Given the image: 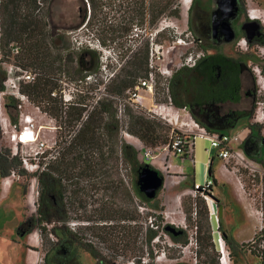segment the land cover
<instances>
[{"label": "rangeland", "instance_id": "obj_1", "mask_svg": "<svg viewBox=\"0 0 264 264\" xmlns=\"http://www.w3.org/2000/svg\"><path fill=\"white\" fill-rule=\"evenodd\" d=\"M213 1L191 0L189 6L184 7L182 1L179 0V18H163L153 33L147 32L144 27L134 28L128 37L114 40V44L118 43L117 47L123 43V49H111L110 51L99 45L96 36L94 37L83 26L80 27L79 9L82 5L80 0H54L52 4L54 23L68 27L67 31L63 32H66L69 37L72 48L76 50L85 47L94 49L100 53L101 64H107L110 67L85 81H72L66 75H57L58 88L54 95L71 93L74 96L73 102L77 104L74 105L76 107H79L80 103L91 105L94 94L103 96L104 85H98V82L105 81L112 72L118 71L119 54L122 56L126 49L129 53L133 52L145 40L149 41V44L152 42V45L150 44L151 54H149V73L154 75L152 94L142 89L138 90L137 93L142 97L139 102L142 101V103L135 101L133 97H130L133 101L129 98L115 100L114 107L117 109L116 120L119 126L117 140H109L103 135L101 128H95L94 140L80 145V168L70 171L73 178L71 184L74 182L78 184L74 186L67 184L70 190L66 196L70 195L71 201H74L76 197L78 199L69 205L70 215L75 219L69 222V227L77 229L80 226L79 233L82 241L91 243L104 257L117 264H134L137 260L142 264H195L194 258L196 264H202L210 258L218 260L217 251L206 246L207 244L203 243L204 240L200 245L198 239L204 238V232L207 230L210 231L212 237L213 235L216 237L217 232L221 234L225 222L229 224V228L233 230L237 239L248 240L257 249L264 251V138L260 131L252 127L251 123L256 107L254 104L256 96L248 97L243 94L237 104L224 103L208 106L202 115L189 113L186 110L193 121L211 132L226 133L231 136L243 129H250L251 132L239 148L250 161H254L253 168L229 161L224 169L222 161L214 157L215 150L212 149L210 142L196 136L193 144L194 165L191 161H185L182 164L188 176L182 177L175 170H170L167 174L159 171L163 176L164 185L154 200L145 203L134 196L132 187L135 185L136 176L132 167L127 165L118 153L119 146L127 143L138 152L140 163H145L155 169L151 163L142 162L140 151V145L153 147L143 144L128 132L130 129L134 131L135 129L129 125L125 113L128 109H132L138 115L153 121L157 133L166 136L169 141L172 131L181 130L178 124L181 120L187 121L188 117L183 109L165 103V84L175 70L182 66L190 67L196 59L203 55L222 54L225 57L240 60L244 69L242 89L243 91L251 89L255 91L254 78L245 64L250 59L254 62L259 61L253 54H243L237 46V41L246 37L240 30L238 31V25H232L234 38L230 41L225 39L213 41L209 38V12L213 7ZM242 2L243 19L247 21L249 20L246 17V9L249 4L252 7L257 6L264 9V0L263 2L242 0ZM159 32L162 36L155 38V34ZM171 36H175L173 41L167 40ZM194 39H197V43ZM259 65L264 66V63L259 62ZM9 67L13 69L16 67L34 76L37 75L32 68L22 69L16 66L12 59L0 63V68L6 73ZM16 73L21 74L22 72L16 70ZM8 79L7 73L4 83ZM64 80L69 85L61 84ZM87 90L92 93L80 94V91ZM8 97H13L17 105L20 103L15 96L5 93V90L0 92V146L10 150L11 155L19 156L20 160L25 157L32 164L38 162L40 167L37 171L30 170L35 169L34 166L27 169L21 161L25 175L19 176L11 173L6 178L0 177V192L1 190L3 193L7 192L6 196L0 197V264H43L45 254L51 259L68 254L70 251H76L77 256L64 264H97L90 253L66 237L61 236L59 246H56L57 249H51L56 241L55 238L49 235L44 239L38 229L30 234L18 235L16 233L17 225L19 226L21 222L36 215L39 191L37 173L48 162L50 156L56 153L55 156L59 155L66 142L74 134L78 122L68 118L67 114H62V117L58 118L51 117L30 101V105L21 109L18 107L13 109L10 106L8 111L5 107ZM8 112L17 117L16 127L11 122ZM237 112L242 115L235 116ZM21 114L32 118L34 130L37 133L36 143L44 142L48 147L44 154L37 153L35 143L21 144L18 142L17 135L25 127L24 122L21 121ZM228 114L232 116V119L226 123L225 119ZM175 118H179L178 124H174ZM54 142L55 146L50 150L49 147H52ZM212 158H214L212 172L217 183L211 189L209 201H206L198 193L192 196L187 191L192 186L193 179L199 185L205 184L210 164L208 161ZM52 161L55 160H49L47 166ZM174 163L180 165L179 159H175ZM221 166L223 170L219 171ZM31 190L34 192L33 196ZM75 190L78 193L76 196L73 194ZM127 193L132 196L134 207L138 212L134 223L125 218L120 220L117 217L125 216L131 209ZM202 201L205 205L211 202L214 207L211 216L208 212L207 221L199 214ZM220 207L222 208L221 214ZM189 209L190 213L186 212ZM158 217H161V225H171L183 231L187 243L183 245L173 241L164 230L160 229L158 236L148 247L145 244L146 230L150 227V221L157 224ZM104 218L108 219L103 221ZM251 218L257 225L254 232V223ZM77 219H80V222ZM100 222L103 224H99ZM98 225L104 227L100 228ZM132 228L139 229L137 237L136 234H132ZM226 234L231 235L228 232ZM255 235L256 238H254ZM194 241L196 244L191 245L190 243ZM228 251L230 264H261V260L247 249L239 250L235 255L231 254L230 250Z\"/></svg>", "mask_w": 264, "mask_h": 264}, {"label": "trees", "instance_id": "obj_2", "mask_svg": "<svg viewBox=\"0 0 264 264\" xmlns=\"http://www.w3.org/2000/svg\"><path fill=\"white\" fill-rule=\"evenodd\" d=\"M80 1L82 3L79 9L80 27L83 26L94 37L96 36L99 45L109 51L111 49H123V43L119 44L118 47V43L114 44L116 39L128 37L134 28L144 27L147 32L153 33L163 18H179L180 15L179 0ZM53 2L54 0H0V51L2 53L0 63L12 59L16 66H20L22 69H34L37 72L34 81L20 85V92L45 114L57 118L62 117V114H67L68 118L78 122L84 111L83 107L70 105L64 110L60 94L54 95L58 88L59 78L57 75H66L72 81H85L86 78L96 76L110 67L107 64H101L98 51L88 47L80 50L72 48L69 37L66 32H63L67 31L68 27L54 23ZM260 31L258 28L257 32ZM257 32H255L252 40L248 41L250 46H264V34L257 36ZM245 33L243 34L245 35ZM161 36L160 32L155 34V38ZM173 38L175 36L168 37L167 40L173 41ZM194 40L197 43V39ZM150 44L152 45V42ZM150 44L149 41L145 40L133 52L129 53L126 49L122 56L119 54L118 71L112 72L105 81L98 82V85H104L103 96L89 113L81 129L79 128L75 135L66 142L55 161H52L45 170L37 173L39 191L36 215L19 224L16 231L18 235L30 234L38 229L44 239L49 235L55 238L56 241L51 249H57L56 246H59L61 236L66 237L90 253L97 264H117L104 257L91 243L82 241L79 233L80 226L77 229L69 227V222L75 220L70 215L69 205L78 199L76 197L74 201H71V196L67 197L66 193L70 190L69 186L78 184L76 182L71 184L73 178L70 171L74 168H80V145L94 140L95 128H101L103 135L109 140H117L119 126L116 120L117 109L114 107V102L116 99L125 100L129 98L128 92L133 91L140 80L148 77ZM6 79L7 73L0 68V92L5 90L4 82ZM243 84L244 69L240 60L225 57L222 54L203 55L195 60L193 67L182 66L173 72L172 77L165 84V103L179 109H186L188 112L193 108H198L203 113L208 106L239 103L242 97ZM7 100L5 107L8 111L10 106L17 109L13 97H8ZM8 115L16 127L17 117L9 112ZM125 115L129 125L135 129V131L130 129L128 132L143 144L159 148L170 141L166 136L157 133L153 121L138 115L132 109H128ZM240 115L242 113H235L237 117ZM256 129L259 131L258 128ZM207 130L209 131V129ZM118 153L125 163L132 167L136 176L135 185L132 187L134 196L141 202H151L152 200L147 199L139 191L137 174L145 166L154 168L145 163H140L138 152L127 143H122L119 146ZM213 160L214 158L211 159L207 174L215 186L216 182L212 172ZM11 173L19 176L26 174L19 156L11 155L10 150L0 146V177L6 178ZM158 173L162 176L159 171ZM73 194L76 196L77 190ZM127 198L131 209L127 211L125 216L119 215L117 217L120 220L125 218L134 223L138 212L134 207L130 193H127ZM200 204L202 208L199 214L202 219L207 221V207L204 201ZM186 212L190 213V209ZM160 218L158 217L156 225L151 221L153 227H157V229L149 227L146 230L145 244L149 247L158 236L159 230L162 229L173 241L185 245L187 240L184 232L179 229H176L175 233L166 231L165 227L168 225H161ZM106 219L108 218H104L103 221ZM77 221L80 222V219ZM99 224L103 223L100 222ZM98 226L104 227L103 225ZM138 232V228H132V234H136V237ZM221 234L231 254L235 255L239 250L247 249L253 256L261 260V264H264V251L257 249L252 242L239 244L223 230ZM202 240L210 249H215L213 237L209 230L204 232V238L198 239L200 245ZM149 252L152 254L150 248ZM76 256V251H70L68 254L55 256L51 259L45 254L43 264H64ZM134 264L142 263L137 260ZM202 264H218V260L210 258Z\"/></svg>", "mask_w": 264, "mask_h": 264}, {"label": "built area", "instance_id": "obj_3", "mask_svg": "<svg viewBox=\"0 0 264 264\" xmlns=\"http://www.w3.org/2000/svg\"><path fill=\"white\" fill-rule=\"evenodd\" d=\"M246 17L249 20V22H255L260 28L264 29L263 8H259L257 6L252 7V5L249 4L248 8L246 9ZM237 46L239 47V49L243 54L245 55L249 53L251 55L253 54V56H255L259 62L264 63V46H260V45L250 46V43L247 41L246 37L240 38L237 41ZM259 62H254V60L252 61L250 59L246 62L245 65L248 72L254 78V83H255L254 97L256 96V100L254 104L256 105V107L252 114L251 123L253 126L259 129L260 133L264 138V66L259 65ZM193 65L194 63L190 67H192ZM16 70L17 72L19 71L22 73L18 74L16 73ZM7 73L9 75V79L7 80L6 83H4L5 93L15 96V98H17L20 101V103L17 105L19 109H21L26 105H30L27 96H25L20 92L19 87L21 83L27 84L33 82L36 76L31 74L30 72L21 71L19 68L16 67L14 69L13 67H9ZM86 79L89 80L90 78H86ZM61 84L66 86L69 85L65 80L61 81ZM153 84H154V75L150 72L146 79H142L139 81L138 85L134 88L133 91L128 92L129 99L132 101L134 99L135 101L139 102V98L141 96L137 93V91L140 89L147 91L151 95ZM86 93L89 94L92 92L80 91V94H86ZM94 95L95 97H92L93 102L91 105L87 106L86 104L80 103V107H83L84 111L80 117V120L77 123L73 135H75L77 130L87 120L89 113L92 111V109L95 107V105L102 97L101 95L98 96L97 94ZM60 96L63 102L64 110H66V108L69 107L70 105H77L76 103L73 102L74 96L71 93L63 94ZM130 97H133V99ZM183 111L186 113L188 120L187 121L181 120L180 123L178 124L179 118H175L174 124H178L181 130H179L177 133L174 132V130L172 131V135L170 137V141L168 142V144L163 145L162 147L159 148H148L143 145H140L142 162L151 163L152 165L158 164L160 166L161 172L166 174L170 172L172 168L170 162V159L172 157L178 158L180 163L182 164L185 161H191L192 165H194L193 144L195 137L199 136L201 138L207 139L210 142L212 149L215 150L214 157L222 161L223 163L222 166L224 169H226V164L229 161H234L242 166L253 168V166L255 165L254 161H250L244 155L242 150L239 148V146L242 145L248 134L251 132L250 129L248 128L243 129L242 131H239L231 136L226 133L211 132L208 131L206 128L201 127L195 121H193V119L186 111V109H183ZM21 121L24 122L25 127L23 131H21L17 135L18 142L21 144L35 143V148L38 151L37 153H40L41 155L47 152L46 148L48 147L45 145L44 142L36 143L37 133L34 130V124L32 118L30 116L27 115L23 116V114H21ZM26 132H28V134ZM231 145H237L238 147L233 148ZM54 146H55V142L52 147H49V149L51 150V148H53ZM55 155L50 156L49 160H55L57 157ZM21 161L23 163V166L27 169L28 167L30 168L34 166L35 169H30V170L37 171L40 167L38 162L32 164L29 162V159L25 157H22ZM48 162H46L42 166L40 171L45 170V168L48 165ZM210 162L211 159L208 161V163ZM212 187H214V183L212 179L207 176L204 185H199L193 180V184L189 188L187 193L191 194L192 196H195V194L198 193L206 201H209L208 197L210 196ZM206 205L209 215L211 216V214H213V209H214L213 204L211 202L210 203L207 202ZM193 214L195 215V212H193ZM149 224L151 228L157 229V227H153L151 221ZM190 244L195 245L196 241H194V243L191 242ZM214 244H215V250L219 255L218 264H230L229 251L227 249L224 239L222 238V235L218 232L216 233V237L214 238ZM194 263L196 264L195 258H194Z\"/></svg>", "mask_w": 264, "mask_h": 264}, {"label": "flooded vegetation", "instance_id": "obj_4", "mask_svg": "<svg viewBox=\"0 0 264 264\" xmlns=\"http://www.w3.org/2000/svg\"><path fill=\"white\" fill-rule=\"evenodd\" d=\"M213 7H211L209 12V29L210 34L209 38L211 40H218L219 38L224 37V34L226 33V26H225V19L227 17H230V23L229 28H232V25H238V31L240 30L241 33H244L246 31H249L248 27H244L243 25L247 22L246 19H243V2L242 0H214L213 1ZM230 8V9H229ZM233 11H232V10ZM231 12L233 13L232 16L230 15ZM249 22V21H248ZM260 28V27H259ZM233 29V28H232ZM259 35L257 36H263L264 29L260 28ZM234 31V29H233ZM194 66V65H193ZM192 66V67H193ZM172 77V76H171ZM254 90H245L241 91V94L248 97H254ZM220 105V104H219ZM206 109V108H205ZM189 112H194L197 115H202L205 113H202L198 108H193ZM232 119L231 115H227L225 122L229 123Z\"/></svg>", "mask_w": 264, "mask_h": 264}, {"label": "water", "instance_id": "obj_5", "mask_svg": "<svg viewBox=\"0 0 264 264\" xmlns=\"http://www.w3.org/2000/svg\"><path fill=\"white\" fill-rule=\"evenodd\" d=\"M244 27H248L249 31H246V39L250 42L255 35V32L258 31L259 26L255 22H249L243 25ZM257 35L259 33L257 32ZM233 38L232 35H226L225 40L230 41ZM164 185V179L162 176L159 175L158 171L152 169L148 166L142 168L139 173L137 174V186L139 191L149 200H153L162 186ZM216 200L215 198H212ZM217 201V200H216ZM221 214V212H220ZM166 231L170 233H175V227L168 225L165 227Z\"/></svg>", "mask_w": 264, "mask_h": 264}, {"label": "crops", "instance_id": "obj_6", "mask_svg": "<svg viewBox=\"0 0 264 264\" xmlns=\"http://www.w3.org/2000/svg\"><path fill=\"white\" fill-rule=\"evenodd\" d=\"M260 1H262L263 2V0H260ZM230 9V8H229ZM232 10V9H231ZM233 11V10H232ZM232 12H231V16H232ZM230 17H227L226 19H225V26H226V33L224 34V37H222V38H219L218 40H221V39H225V36L228 34V35H232L233 36V38H234V31H233V29L231 28H229V23H230ZM217 39L216 40H213V41H218ZM233 148H235V147H238L237 145H231ZM256 150V149H255ZM175 159H178V158H176V157H174V158H171L170 159V162H171V165H172V168H171V170H175V172H177L178 174H180V175H182V177H187L188 176V174L185 172V167L184 166H182V163H180V165H177V164H175L174 163V160ZM212 165H213V163H212ZM154 167H155V169L157 170V171H161V169H160V166L158 165V164H156V165H154ZM220 170H223L222 169V166L219 168V171ZM214 179H215V177H214ZM194 180V179H193ZM215 182L217 183V181L215 180ZM236 188H237V186H236ZM1 195H0V197L2 198V197H4V196H6V194H7V192L6 193H3V191L1 190ZM0 198V199H1ZM1 203V202H0ZM165 204H167V202L165 203ZM167 207V206H166ZM221 207H220V212H221ZM224 210V209H223ZM225 213V212H224ZM252 219V218H251ZM253 220V223H254V225H253V232L255 231V228H256V224H255V222H254V219H252ZM229 224H227L226 222L224 223V225H223V231L225 232H228V233H230L231 235L230 236H232L233 237V239L237 242V243H239V244H242V243H247V242H249L248 240L247 241H242V240H239V239H237L234 235V233H233V230L231 229V228H229V226H228ZM17 228H18V225L16 226ZM16 231H17V229H16ZM225 232V233H226ZM253 232H252V234H253ZM252 236V235H251ZM214 235H213V243H214Z\"/></svg>", "mask_w": 264, "mask_h": 264}, {"label": "bare ground", "instance_id": "obj_7", "mask_svg": "<svg viewBox=\"0 0 264 264\" xmlns=\"http://www.w3.org/2000/svg\"><path fill=\"white\" fill-rule=\"evenodd\" d=\"M182 1V4L184 7H188L189 6V3L191 0H181ZM142 97L139 98V100L141 99ZM142 103V101H140ZM3 120H6V119H3ZM28 134V132H26ZM28 142V141H27ZM134 144H136L135 141H133ZM33 190V189H32ZM31 190V195L33 196L34 195V192Z\"/></svg>", "mask_w": 264, "mask_h": 264}]
</instances>
